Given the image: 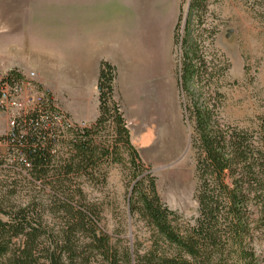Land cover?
<instances>
[{
    "label": "rangeland",
    "instance_id": "374dc122",
    "mask_svg": "<svg viewBox=\"0 0 264 264\" xmlns=\"http://www.w3.org/2000/svg\"><path fill=\"white\" fill-rule=\"evenodd\" d=\"M102 1L107 17L123 15L129 30L133 25L139 30L154 27V34L161 38L160 64L146 73L140 65L126 63L128 71L121 73L115 90L139 168L130 164L129 151L120 142L113 160L101 162L104 180L96 173L71 175L70 187L76 201L81 197L96 212L98 228L110 244L119 251L129 248L136 262L159 248L171 251L160 240L156 242L152 229L138 214L128 211L139 174L154 178L161 202L177 213L180 225H193L198 216L197 155L191 145L189 120L194 102L207 103L221 126L247 132L264 150V0H208L201 17L193 13L189 20V0H0V70L33 72L35 81L42 82L40 89L82 129L92 128L99 116L91 64L92 10L102 6L98 4ZM186 32L202 62L197 81L187 90L179 72ZM66 38L79 41H69V48L59 47ZM4 131L0 123V135ZM71 138L72 133L66 132L55 147L63 159L69 157ZM117 138L112 120L94 136L96 143L112 144ZM8 154L0 141V209L10 212L36 204L35 212L42 215L51 238L64 227L65 212L50 203L48 180H35L15 162H5ZM250 207H255L254 202ZM0 219L8 218L0 212ZM252 246L264 264V228L254 233ZM119 264L123 263L119 260Z\"/></svg>",
    "mask_w": 264,
    "mask_h": 264
},
{
    "label": "trees",
    "instance_id": "16d2710c",
    "mask_svg": "<svg viewBox=\"0 0 264 264\" xmlns=\"http://www.w3.org/2000/svg\"><path fill=\"white\" fill-rule=\"evenodd\" d=\"M207 1L189 0L188 20L193 13L199 19ZM194 46L188 43L186 32L179 71L186 90L197 81L202 65ZM115 79V68L102 62L97 80L99 116L90 129L67 131L72 133L67 159L57 155L43 125H34L26 136L18 138V147L30 167L17 166L35 180H48L50 203L63 209L67 218L64 227L50 238L42 215L35 212L36 204L10 212L0 209L8 218L0 219V264H93L99 260L108 264H119V260L123 264H262L252 241L257 229L264 228L263 147L247 132L221 126L205 102H194L189 115L191 145L197 155L198 216L194 224L182 226L177 222L179 216L161 202L149 174H139L128 199L129 213L138 214L152 229L156 242L160 240L171 251L159 248L135 262L129 248L119 251L110 244L109 237L98 228L96 212L84 205L81 197L79 201L73 198L70 176H103L101 162L113 160L117 143H124L130 164L139 168L115 100ZM108 120L114 123L118 138L112 144L96 143L98 128ZM98 180L103 183L100 177ZM78 194L82 196L80 189Z\"/></svg>",
    "mask_w": 264,
    "mask_h": 264
},
{
    "label": "built area",
    "instance_id": "2783aa9c",
    "mask_svg": "<svg viewBox=\"0 0 264 264\" xmlns=\"http://www.w3.org/2000/svg\"><path fill=\"white\" fill-rule=\"evenodd\" d=\"M34 77L33 72L24 74L12 68L0 70V123L5 125L0 141L9 152L5 162L12 161L25 168L30 164L17 140L26 136L34 125H43L54 147L67 131L80 129L58 107L55 99L40 89L41 84Z\"/></svg>",
    "mask_w": 264,
    "mask_h": 264
},
{
    "label": "crops",
    "instance_id": "0c3cea01",
    "mask_svg": "<svg viewBox=\"0 0 264 264\" xmlns=\"http://www.w3.org/2000/svg\"><path fill=\"white\" fill-rule=\"evenodd\" d=\"M103 2L98 3L103 4L102 6L98 5L95 10H92V15L95 16L92 17V71L96 75L97 84L101 63L111 64L116 70L115 86L117 90L121 73L125 70L128 71V68L125 69L126 63L135 66L140 65V69L145 70L146 73L155 71L156 67L159 68L161 38L154 34V27L152 26H142L139 30L133 25L132 29L129 30V25H126L128 22L121 14L117 18L110 19L107 17V7ZM73 39L79 41L75 38H66L67 41H62L59 47L67 46L69 48L68 43ZM51 45L58 46L54 42H51ZM130 54L133 55L132 59ZM127 78L133 80L132 75H127Z\"/></svg>",
    "mask_w": 264,
    "mask_h": 264
}]
</instances>
